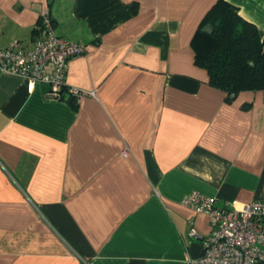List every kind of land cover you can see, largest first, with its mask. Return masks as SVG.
<instances>
[{"label":"crops","instance_id":"0c3cea01","mask_svg":"<svg viewBox=\"0 0 264 264\" xmlns=\"http://www.w3.org/2000/svg\"><path fill=\"white\" fill-rule=\"evenodd\" d=\"M219 1L264 37V0H0V49L31 48L48 13L85 48L67 86L93 93L0 71V264H186L189 231L210 233L187 195L264 201V95L227 101L195 62Z\"/></svg>","mask_w":264,"mask_h":264},{"label":"built area","instance_id":"2783aa9c","mask_svg":"<svg viewBox=\"0 0 264 264\" xmlns=\"http://www.w3.org/2000/svg\"><path fill=\"white\" fill-rule=\"evenodd\" d=\"M32 47L0 49V71L30 83L48 87L47 96L61 100L62 94L78 101L93 93L67 86L69 60L85 53V48L56 35L48 13L43 14L35 29ZM264 95V90L261 91ZM127 152L122 153L126 157ZM194 213L207 217L210 233L200 238L191 229L188 236L201 242L202 252L186 264H256L264 260V201H254L239 208L216 207L215 201L193 192L183 201Z\"/></svg>","mask_w":264,"mask_h":264},{"label":"trees","instance_id":"16d2710c","mask_svg":"<svg viewBox=\"0 0 264 264\" xmlns=\"http://www.w3.org/2000/svg\"><path fill=\"white\" fill-rule=\"evenodd\" d=\"M193 42L196 64L204 69L211 86L225 92L231 101L241 92L264 90V37L243 20L235 7L219 1L205 15ZM70 103L74 100L70 98Z\"/></svg>","mask_w":264,"mask_h":264},{"label":"water","instance_id":"95a60500","mask_svg":"<svg viewBox=\"0 0 264 264\" xmlns=\"http://www.w3.org/2000/svg\"><path fill=\"white\" fill-rule=\"evenodd\" d=\"M202 33L205 34H211L212 33V28L210 27V25H206L201 29Z\"/></svg>","mask_w":264,"mask_h":264}]
</instances>
